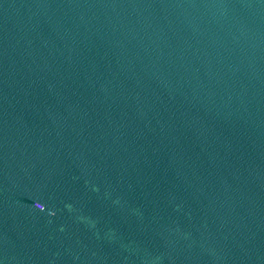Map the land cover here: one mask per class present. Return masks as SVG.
<instances>
[{
	"label": "water",
	"instance_id": "1",
	"mask_svg": "<svg viewBox=\"0 0 264 264\" xmlns=\"http://www.w3.org/2000/svg\"><path fill=\"white\" fill-rule=\"evenodd\" d=\"M0 264H264V0H0Z\"/></svg>",
	"mask_w": 264,
	"mask_h": 264
}]
</instances>
